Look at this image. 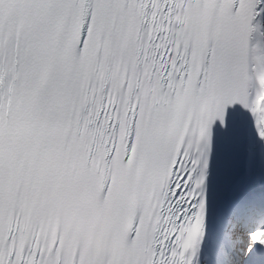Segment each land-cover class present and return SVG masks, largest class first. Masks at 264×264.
Returning <instances> with one entry per match:
<instances>
[{"label":"snow or ice","instance_id":"obj_1","mask_svg":"<svg viewBox=\"0 0 264 264\" xmlns=\"http://www.w3.org/2000/svg\"><path fill=\"white\" fill-rule=\"evenodd\" d=\"M0 264H264V0H0Z\"/></svg>","mask_w":264,"mask_h":264}]
</instances>
